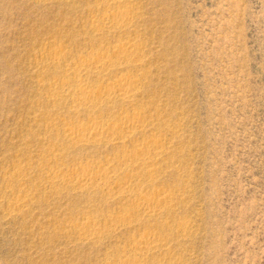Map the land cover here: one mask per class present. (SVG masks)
Returning a JSON list of instances; mask_svg holds the SVG:
<instances>
[{"label": "rangeland", "instance_id": "obj_1", "mask_svg": "<svg viewBox=\"0 0 264 264\" xmlns=\"http://www.w3.org/2000/svg\"><path fill=\"white\" fill-rule=\"evenodd\" d=\"M132 2L129 31L144 65L112 76L142 80L136 109L157 120L146 135L171 143L173 168L158 186L185 195L163 220L189 223L190 231L168 259L264 264V0ZM103 9L95 0H0V264H105L143 232L135 226L82 245L74 226L88 215L105 221L121 205L46 179L114 158L111 146L73 148L64 137L94 116L75 112L69 99L48 102L68 80V65L123 43L97 30ZM54 52L58 66L42 56ZM113 111L104 110V120L134 113L118 104ZM21 195L31 202L14 209Z\"/></svg>", "mask_w": 264, "mask_h": 264}, {"label": "bare ground", "instance_id": "obj_2", "mask_svg": "<svg viewBox=\"0 0 264 264\" xmlns=\"http://www.w3.org/2000/svg\"><path fill=\"white\" fill-rule=\"evenodd\" d=\"M95 2L104 7L102 16L93 22L97 30L114 33L123 43L115 46L111 52L109 49L101 50L92 58L78 59L72 67L68 65L64 73L68 80L56 84L48 102L55 105L69 99L75 112L84 110L94 116L89 123L69 125L65 131L64 137L73 148L111 146L116 152L114 158L105 163L92 161L89 166L75 169L59 168L50 172L46 179L52 187L68 186L77 194L90 198L92 194L101 193L103 203L121 205L122 210L113 213L105 221L88 215L74 226L82 245H97L105 236L110 237L124 229L135 226L143 228L141 234L118 248L121 257L111 258L105 264H171L167 255L172 243L190 231L189 223L181 222L174 226L169 219L163 220L176 215L185 192L184 189L182 194L180 189L171 192L165 186H158L160 175L168 173L173 165L170 161L171 143L164 138L146 135L157 120L147 116L145 111L136 109L142 80L131 75L112 76L123 68H143L140 47L135 35L129 31L137 20L135 7L132 0ZM43 54V58L50 60L52 65L58 66L63 60L60 53ZM90 77L106 81L107 84L90 86L86 82ZM116 104L122 109L130 108L134 113L129 116L122 112L118 117L113 116L111 119L109 116V120H104V110L113 115ZM117 118L119 122H115ZM129 144L133 145L132 149ZM30 202L26 195H21L12 207L17 209L21 204ZM124 204L130 210H126Z\"/></svg>", "mask_w": 264, "mask_h": 264}]
</instances>
